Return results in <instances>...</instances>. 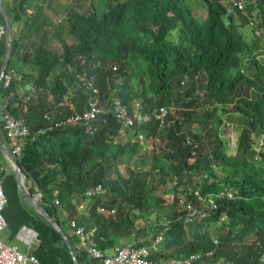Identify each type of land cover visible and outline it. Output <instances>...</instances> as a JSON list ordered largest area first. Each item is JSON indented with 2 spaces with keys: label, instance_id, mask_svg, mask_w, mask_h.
<instances>
[{
  "label": "trees",
  "instance_id": "trees-1",
  "mask_svg": "<svg viewBox=\"0 0 264 264\" xmlns=\"http://www.w3.org/2000/svg\"><path fill=\"white\" fill-rule=\"evenodd\" d=\"M204 1L207 14L200 19L190 6L185 5V0H106L103 9H100L97 0H79L74 6L76 11L71 10L65 17L76 41L70 45L65 43L63 53L44 44L37 46L34 42L26 43L24 34L18 38L12 36V57L19 55L37 67L35 77L32 72L28 74L24 69H20L19 73L10 57L7 71L15 69L17 74L9 87L4 86V80L0 82V97L15 90L17 99L25 102L23 106L30 115L22 117L32 132L37 134L35 139L26 143L21 156L17 158L21 170L30 174L35 182L30 191L34 194L42 192L40 201L70 236L81 264L98 263L75 249L77 236L74 230L69 223L68 226L63 225L51 206L56 211L65 206L68 218H74L88 228L95 227L96 240L103 249L109 250L117 245L118 234L124 229L129 225L135 229L137 227L135 220H131L130 213L123 218H113L111 209L118 204L119 196L123 198V204L129 203L141 210L148 208L150 201H160V198L168 194V190H171L169 195L172 206L168 213L172 223L162 242H166V250L153 251L154 257L214 251L211 257H206V261L211 264V260L218 256L208 242L209 237L213 238L214 231L210 226L214 224L215 229L220 231L222 242L233 243L245 240L253 233L257 235L256 242L248 250L229 259L231 264H264V149L257 150L251 136L252 132L264 135V93L256 98L242 100L248 88H253L252 77L246 72V68L250 66L259 69L261 66L258 51L264 43V0H257V5L248 0L247 13L239 10L238 16L229 15V24L226 21L227 8L224 0ZM3 3L8 10L11 25L15 21H22V15L26 18L24 30L34 22L32 20L31 23L30 19L33 14H28L27 11V6L30 5L28 0H3ZM255 8L260 9L257 27L263 28L261 33H257V28L252 27L249 22ZM64 20L63 18L62 22ZM0 24L5 28V32L0 33L1 74L3 58L8 50L6 21L2 12ZM243 25H249L253 34L243 31ZM82 58H86V65H82ZM136 60L145 64L144 73L147 77L139 78L134 86L133 63ZM112 62L119 64L118 72L126 80L122 85L112 78L114 72L108 69ZM84 68L97 74L104 102L112 105L113 97L118 96L129 107L135 101L141 103V111L147 117V124L137 126L138 130L157 133V110L163 105L174 108L168 117L164 133L168 132L170 138H178L182 142L178 147H173L174 152H169L170 160L167 164L159 165L161 171L156 174L157 182H147L149 189L156 186L163 188L161 197L147 191V187H143L133 175L126 177L119 168L122 161L134 156L150 154L157 157L159 154L142 153L141 145L131 128L128 129L130 139L124 141L119 138L121 124L112 112L107 115V122L95 124L94 135L84 127H56L44 133L37 132L47 122L43 119V113L54 110L55 104L62 101L71 90L76 93L74 100L77 107L84 109L87 106L90 91L76 81V72ZM33 77L35 84L32 86L37 87L38 93L26 102L27 91L23 94L17 92V89ZM190 81L193 88L198 85L201 95L189 98L188 103L193 108L186 109L185 114L199 115L196 107L203 109L202 112L211 110L212 114H216L220 102L242 100L234 104L238 120L243 123L234 153L228 152L227 139L215 127L216 123H212L215 120L211 122L210 134L200 132L194 136L182 132L181 119L174 118L173 113L182 108L179 105L182 100L180 96H183ZM49 92L54 96V106L50 107L47 106ZM187 93L190 91L187 90ZM11 102V98H8L7 107L10 109ZM7 107L3 106L2 111ZM60 109L62 114L57 112ZM56 110V118L62 116L64 110L65 114L69 112L68 107L62 106ZM12 112L15 114L13 110ZM208 115H211L210 112ZM222 122L223 119L220 124ZM3 126L4 121L3 124L0 123V128ZM188 135L194 139L206 140V150L202 153L200 148L195 156L190 146L184 143ZM0 154H3L1 150ZM192 155L195 161L190 163ZM10 171L11 177L16 178V172L12 169ZM199 171L204 175L202 182L195 186L183 183L187 175ZM4 172L1 170L0 176ZM98 183L104 185L106 192L94 197L85 210H79L78 196L89 186ZM198 186L203 194L220 193L226 188L236 192L233 198H218L219 207L216 210L206 211L189 223L177 219L173 207L177 201L178 188L194 190ZM5 192L10 201L8 225L13 227V236H17L24 224L39 232V244L34 253L40 264H75L62 234L42 214L29 206L22 192L19 191L18 197H13L9 190L5 189ZM56 198H59L60 205L54 204ZM190 198L194 199L193 195ZM101 205L106 207V211L99 210ZM159 225L160 223H151L148 229L137 228V242L149 244L144 239ZM139 234H143V237H139ZM189 239L198 241L186 243ZM177 246L180 248L176 249Z\"/></svg>",
  "mask_w": 264,
  "mask_h": 264
},
{
  "label": "built area",
  "instance_id": "built-area-1",
  "mask_svg": "<svg viewBox=\"0 0 264 264\" xmlns=\"http://www.w3.org/2000/svg\"><path fill=\"white\" fill-rule=\"evenodd\" d=\"M252 1L257 5V0ZM224 4L227 8V24L230 23L229 15H234L236 17L238 16L239 10L244 14L247 13L248 0H224ZM33 12L34 11H32V13ZM259 12L260 9L255 8L249 18L250 25L257 28V33H261L263 30V28L257 27L260 20L258 16ZM62 20L63 18L60 19V21ZM3 32H5V28L0 24V33L2 34ZM81 63L82 65H86V58H82ZM108 69H111L112 72H118L119 64L112 62L109 64ZM16 74L17 72L15 69H10L5 73L2 79L4 80L5 87L10 86ZM76 81L78 85L90 91L91 97L87 101V106H85L84 109H79L74 100L76 93L71 90L70 93L58 103V108L59 106L68 107L69 112L57 118L55 117V112L57 110H47L44 112L43 119L47 122H45L46 125L39 127L38 133H44L46 130L56 127H84L88 133L94 135L96 133L95 124L98 122H107V115L112 112L113 116L121 124L119 138L124 141L130 139L131 135L128 129L131 128L141 145L142 153L160 152L167 146L166 139H164V128L167 125L170 113L174 111L172 106L163 105L157 110L156 117L159 121L158 132L149 133L146 130H138L136 128L139 125L147 124V117L144 112L141 111L142 106L139 101H135L130 107L118 96L113 97L112 105L104 102L101 98V88L98 85L97 74L86 68L76 72ZM37 93V87L31 86L27 91L25 101L27 102L33 99ZM4 107H7V101ZM57 112L61 113L62 111ZM1 115L4 121V135L9 140L10 146L16 157H19L26 143L35 139L37 134L32 132L29 124L22 116L14 114L10 108L4 110ZM220 132H223V136L227 139L228 152L234 153L237 148L238 139L235 137L233 123L228 119H223ZM184 143L190 146L193 154L198 153L200 142L191 135L186 137ZM254 147L257 150L264 149V139L261 137L256 140ZM170 152H174V149H170ZM8 159L10 160V158ZM104 192H106V188L102 183L89 186L83 194L78 196L79 203L77 208L79 210H85L94 197ZM235 192V190L226 188L220 193L203 194L199 186L194 190L179 187L173 212L177 214V219L189 223L206 211L216 210L219 207L218 198H233ZM191 195H193L194 199L190 198ZM36 196L41 200L43 194L38 191V195ZM7 202L8 197L4 189V184L3 181L0 180V233L8 225V220L4 212ZM54 204H61L59 198L54 200ZM99 210L104 212L106 211V207L101 205L99 206ZM117 210V206L112 207L111 214H116ZM164 219L165 221L160 222V225L144 239V241L147 240L149 244L142 242L124 243L113 248L111 253L103 249L96 240L95 227L88 228L86 225L79 224L74 218H68V225L71 226L75 236H77L75 249L83 252L89 260L97 262L98 264H210L206 261V257H211L214 251H207L205 253L191 252L187 255L155 258L153 256V247L161 244L166 239L172 223L168 216H165ZM38 235L39 232L35 228L25 224L21 226L17 237L25 245V250L20 249L17 244L7 242L0 236V264H40L38 257L34 253L38 245ZM215 243L219 244V239L216 238Z\"/></svg>",
  "mask_w": 264,
  "mask_h": 264
},
{
  "label": "rangeland",
  "instance_id": "rangeland-1",
  "mask_svg": "<svg viewBox=\"0 0 264 264\" xmlns=\"http://www.w3.org/2000/svg\"><path fill=\"white\" fill-rule=\"evenodd\" d=\"M5 1V0H4ZM61 5H58L56 7H53L51 3L48 2V0H36L35 4L33 5L35 7V11L33 12V18L31 19V23L29 24L28 28L23 30L25 35L26 43H35L37 46L39 45H47L58 52L65 51V43L70 45L76 41V37L70 32L69 30V22L67 21L66 15L71 12V10L76 11V8L74 7L75 4L79 2V0H60ZM98 5L100 9H103L105 7L106 0H97ZM185 5L190 6L194 14L202 19L207 14V5L204 0H185ZM66 17V18H65ZM61 18H64L65 20L62 22L60 21ZM25 19V18H24ZM33 20V21H32ZM242 21H245L244 19ZM25 22V21H24ZM246 24V22H245ZM243 31L248 33L249 35L253 34L251 27L249 25H243L242 26ZM11 37H12V25H11ZM259 52V62L261 64L259 69H255L253 67L246 68V72L249 73V75L252 77L253 80V88L251 86L248 88L246 95L242 100H246L248 98H256L257 95H261L264 93V43H262V47ZM12 62L14 63L17 70H19V73L21 72L20 69H24V71H29L30 68H33V75L36 76L37 73V67L31 65L30 61H27V59L20 57L19 55H15L12 57ZM141 60H136L133 63V70L135 71L133 73V79L132 82L135 85H137V81L139 78L143 79V77H147L145 75V64L140 63ZM245 64V62H244ZM61 67V66H60ZM31 78L28 82H30L31 85L35 84V78ZM112 78L118 82V84L123 83V81H126L124 79V76L122 73L114 72L112 75ZM30 85V87H31ZM192 82L190 81L187 84L186 91L183 92L182 100L180 101L179 105L182 107L180 110L173 113L175 115L174 118L179 117L181 119V125H182V132L185 133H191L192 135L196 133H211L212 132V123L215 124V127L220 129V121L222 119H228L233 123L235 137L238 139L237 143L239 142L240 135L242 133V125L241 122H239V116L236 109V106L234 104L238 103L239 100H231L228 101H222L220 102L219 108L217 110L216 114H212V111L209 110L210 116L208 115V112H202L203 109H200L199 107H196L195 110L199 111V115H191V114H185L184 112L186 109H192L193 106L189 105L188 101L190 97L201 95V89L197 88L198 85H196L194 88L192 86ZM28 88V90L30 89ZM251 89V90H250ZM27 90V91H28ZM187 90L190 91V93H187ZM199 92H198V91ZM177 92V89H176ZM177 96V93H176ZM241 100V101H242ZM215 120V122H212ZM212 122V123H211ZM219 122V123H218ZM195 136V135H194ZM253 141L256 142L259 138L264 139L263 134H257L256 132H252L251 134ZM164 139H166V145L165 148L162 149V151L157 152L159 155L152 156L150 154H143L139 156H134V158L126 159L120 163L119 168H121L122 172L127 176L133 175L135 179H137L139 182L143 184V187H147V182H157L156 174L159 173L161 163L167 164V162L170 160L169 152L170 149L173 147H178L179 143L182 141H179L177 138H170L168 136V132L164 133ZM197 139V138H196ZM197 141L200 142V148H202V153L206 150V140L203 139H197ZM112 146V144L110 145ZM199 148V151H200ZM4 154V153H3ZM3 154H0V174L1 170L5 171L2 176H0V180L4 182L5 189L9 190V192L13 195H17V197L20 195L19 191L20 187L16 178H12L10 175L12 172L10 169L13 170V164L6 156ZM195 156L197 154H194ZM194 155L190 158V163H193L195 161ZM14 171V170H13ZM156 171V172H154ZM151 174V175H150ZM25 176V186L30 189L31 186L35 185L34 180L30 176V174L24 172ZM203 172H195L193 175H187L184 178L183 183L186 185H197L199 182H202L203 180ZM16 179V180H15ZM155 186V184L153 183ZM147 191L152 192L155 196L161 197L162 196V187L156 186L155 188L149 189V187L146 188ZM166 193L163 198H160V201H150V206L146 209H137L131 206L129 203L123 204V198L121 199V196H119V202L118 204H115L114 206L118 207V210L116 214H114L113 218H120L129 216L131 217V220H135V223L137 225V228L141 229H148L147 227L151 225V223H160L165 221L164 217L168 216L169 213L168 210L172 206V199L169 195ZM165 193V192H164ZM163 193V194H164ZM23 194V193H22ZM8 195V194H7ZM24 195V194H23ZM35 195H38V192L35 193ZM25 197V195H24ZM22 201V198H20ZM25 201L29 204V206L35 210H37L40 214H42L36 206L25 197ZM7 209L5 210V215L7 217L10 216V201L8 197V202L6 205ZM112 207V206H111ZM52 211H54L55 215L59 217V219L64 223L63 225L68 224V218L65 212L67 209L64 207H60L55 210L56 208L54 206H51ZM128 213H130L128 215ZM43 215V214H42ZM44 216V215H43ZM13 217V216H12ZM45 217V216H44ZM46 218V217H45ZM56 218V217H55ZM47 219V218H46ZM57 220V219H56ZM58 221V220H57ZM9 222V220H8ZM59 222V221H58ZM60 223V222H59ZM61 224V223H60ZM68 226V225H67ZM189 226V225H188ZM63 227V226H62ZM211 230L213 232V238L209 237L208 242L209 245L212 244L213 249L215 250V253H218V256L215 257L214 260H211V264H231L229 262V259L231 257L237 256L248 250L252 244H254L257 240V235L255 233L249 235L245 240L237 241V242H222L220 239V231L218 229H215V225L211 224ZM64 228V227H63ZM129 228V229H128ZM128 228L124 229L121 234H118V243L117 245H121L123 243H129V242H137L138 237L136 235V229L132 226H128ZM13 227L7 225L6 228L0 233V236L6 240L9 243L17 244L20 249L25 250V245L18 239V237L15 235L13 236ZM189 232V230L187 231ZM139 237H143V234H139ZM169 238V236H168ZM216 238L220 239V243L218 245H215L214 240ZM196 242L197 239H189L186 241V243L189 242ZM38 244H39V235H38ZM180 246H177L176 249H179ZM154 251L157 252H163L166 250V242L159 244L155 247H153ZM113 250H108L109 253H111ZM172 256V255H171ZM160 258V257H159Z\"/></svg>",
  "mask_w": 264,
  "mask_h": 264
},
{
  "label": "water",
  "instance_id": "water-1",
  "mask_svg": "<svg viewBox=\"0 0 264 264\" xmlns=\"http://www.w3.org/2000/svg\"><path fill=\"white\" fill-rule=\"evenodd\" d=\"M0 12H2L5 16L6 39H7V44H8V50H7L5 57L3 58L4 61H3V65H2V71L0 74V82H1L6 71H7V67L9 65V62L11 60L10 57H12L14 45H13V41H12V37H11V19H10L8 10L6 8V5H5V3H3V0H0ZM0 149L3 151L5 156L10 158V160L13 162V165H14L13 170L16 172V177H17V181H18L21 192L47 218V220L51 223V225L54 226L62 234V236L65 239V241H66V243L70 249V252L73 256L74 263L75 264H81L79 259L77 258V254L73 248V244L71 242L70 236L68 235L66 230L60 225V223L56 220V218L46 209V207L42 204L40 199L34 193H32L30 191V189H28L25 186V184L23 182L24 173L21 170L22 167L20 166L18 158L16 157V155L14 154V152L10 146L9 140L7 139V137L4 135V133L1 130H0Z\"/></svg>",
  "mask_w": 264,
  "mask_h": 264
},
{
  "label": "crops",
  "instance_id": "crops-1",
  "mask_svg": "<svg viewBox=\"0 0 264 264\" xmlns=\"http://www.w3.org/2000/svg\"><path fill=\"white\" fill-rule=\"evenodd\" d=\"M36 0H28V2L30 3L29 6H27V11H28V14H31L32 11H35V7L33 6L36 2ZM49 3L52 4L53 7H56L58 5H61V1L60 0H48ZM33 14V13H32ZM24 15H22V21H15L12 23V36H16L17 38L20 37V35H23L24 34V27H25V22L26 21V18ZM33 71V68L31 67L30 70L28 71V74L30 72ZM29 80L26 81V84L24 86H20L18 89H17V92H21V93H25L28 88L30 87V82H28ZM32 86V85H31ZM49 103H48V107L50 106H54V96L52 93L49 92ZM19 95V94H18ZM8 98H11V109L15 112L16 115H19V116H27L29 114V111L27 110V108H24V104L25 102L23 103L22 100H20L19 98L17 99V95H16V91L15 90H10L8 91V93L6 95H3L2 97H0V123L3 124V120L1 121L2 119V115L1 113L3 112V104L8 101ZM58 109V104L56 105L55 104V107H54V110ZM61 111V109L59 110ZM65 110H64V114H65ZM30 115V114H29ZM41 116L38 115L37 119H39ZM28 119V118H27ZM29 120V119H28ZM32 120V119H31ZM32 122L35 124V122L32 120ZM0 130L4 133V128L1 127ZM5 134V133H4ZM1 150V149H0ZM2 151V150H1ZM3 152V151H2ZM66 215H68V212L66 211L65 212ZM68 218V217H67ZM124 244V243H123ZM117 246V245H116ZM115 246V247H116ZM114 247V248H115ZM109 250H113V249H109ZM156 258V257H155ZM159 258V257H158Z\"/></svg>",
  "mask_w": 264,
  "mask_h": 264
},
{
  "label": "bare ground",
  "instance_id": "bare-ground-1",
  "mask_svg": "<svg viewBox=\"0 0 264 264\" xmlns=\"http://www.w3.org/2000/svg\"><path fill=\"white\" fill-rule=\"evenodd\" d=\"M12 163V162H11ZM13 164V163H12ZM23 182H24V184H25V176H23Z\"/></svg>",
  "mask_w": 264,
  "mask_h": 264
},
{
  "label": "clouds",
  "instance_id": "clouds-1",
  "mask_svg": "<svg viewBox=\"0 0 264 264\" xmlns=\"http://www.w3.org/2000/svg\"><path fill=\"white\" fill-rule=\"evenodd\" d=\"M24 173V172H23ZM74 248V247H73Z\"/></svg>",
  "mask_w": 264,
  "mask_h": 264
}]
</instances>
